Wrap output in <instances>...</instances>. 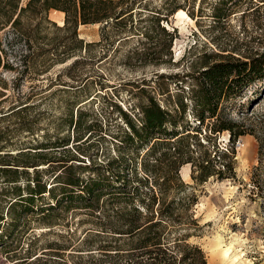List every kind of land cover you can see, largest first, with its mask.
<instances>
[{
	"label": "rangeland",
	"instance_id": "1",
	"mask_svg": "<svg viewBox=\"0 0 264 264\" xmlns=\"http://www.w3.org/2000/svg\"><path fill=\"white\" fill-rule=\"evenodd\" d=\"M163 1L151 0L150 6ZM178 1L183 3V8L163 22L172 33V41L165 50L163 62L158 64L144 63L141 59L138 52L143 50L142 38L134 36L119 42L129 36L121 38L111 34V42L96 43L102 38V24L80 25L79 36L95 42L89 48L92 57L80 60L71 71L80 74L83 80L76 83L65 72L64 68L73 60L55 64L37 77L39 79L26 78L21 89L29 92L33 85L36 94L32 100L39 105L0 120V145L5 139L10 141L0 152L15 153L21 147H35L39 141L68 139L67 145L57 148L58 158L65 159L74 154L82 161L71 160L67 164L87 167L74 166L68 172L83 170V175L88 176L95 171L96 163L115 161L122 156L120 163L114 162L117 164L115 169L119 167L129 173L135 170L140 176L144 175V165L150 163L149 169H157V173L167 176L172 157L166 155L159 166H155L153 160L148 162L147 147L126 139L127 126L122 111L138 123L140 105L145 103L148 94L173 113L175 103L182 100L187 103L186 117L178 119V132L190 131L184 141L190 143L193 157L200 160L206 148L211 157L215 152L216 160L217 154L220 157L213 167L220 174L214 173L204 181L192 178L191 163L179 168V176L186 184L185 194L194 198L190 211L197 227L187 229L190 233L188 241L201 247L209 264H223L218 252L227 247L225 257L228 261L233 259V264H264V149L261 156L256 134H252V131L258 134L264 131V78L248 84L239 95L222 104L228 118L246 130L244 135L236 138L239 143L231 153L228 131L210 134L206 140L204 127L201 134L194 130L198 124L190 102L194 80L185 76V73L200 68L204 61L214 60L218 53L236 56L264 53V2L226 0L225 6L220 4L222 0H172V3ZM213 6L229 7L226 17L215 18ZM139 9L136 7L134 20ZM188 9L194 14H189ZM48 17L61 25L64 14L50 10ZM154 40L156 47H164L170 36L159 31L154 33ZM58 72L63 75L55 81ZM2 76L9 85L12 84V72H3ZM51 77L54 79L50 80ZM64 84L83 86L75 89V86ZM9 103L5 101L2 107L6 108L0 112L6 111ZM77 108L78 122L74 129V125H69L66 120L70 118L69 110H72L73 120L77 118ZM18 116L35 120L31 131L17 129ZM202 140L207 144L203 145ZM46 166L41 164L35 168L42 171ZM62 169L55 167L54 171L45 172L46 187L58 184L53 176ZM151 182L150 179L148 183ZM5 204L4 198L0 197V211L4 216ZM84 212L67 211L50 227L31 218V224L23 232L1 236L0 264H113L114 254L107 257L94 249L80 250L87 245L80 242L85 232H94L89 228L92 227L89 215ZM89 240L94 239L91 236Z\"/></svg>",
	"mask_w": 264,
	"mask_h": 264
},
{
	"label": "trees",
	"instance_id": "2",
	"mask_svg": "<svg viewBox=\"0 0 264 264\" xmlns=\"http://www.w3.org/2000/svg\"><path fill=\"white\" fill-rule=\"evenodd\" d=\"M186 1L189 0H183ZM150 2L0 0V111L6 108L2 104L10 101L7 110L0 112V120L38 107L39 103L32 100L36 94L35 87L30 85V91L26 92L21 89V83L26 78L39 79L37 77L55 64L73 60L64 70L74 82L83 80L80 74H72L71 71L80 60L92 57L89 48L95 42L85 41L79 36L80 25L102 24V38L96 43L111 42V34L121 38L129 36L119 38V42L134 36L142 38L140 44L143 50L138 53L143 62H163V55L167 54L165 50L172 41V33L163 22L182 9L183 3L164 0L157 6H150ZM220 4L225 6L226 0ZM136 7L141 9L134 20ZM50 10L64 14L61 25L49 19ZM228 10L229 7L213 6V16L224 18ZM188 13L194 14L189 9ZM159 31L170 36L168 45L164 47H156L154 33ZM7 71L14 75L11 85L2 76ZM61 75L63 73L58 72L56 78L51 77L50 80L57 81ZM185 76L194 80L190 96L192 112L198 121L194 130L201 134L204 127L206 140L211 137L210 134L228 131L231 151H227L234 153L236 138L244 135L246 130L228 118L222 104L239 95L248 84L264 78V53L238 56L218 53L214 60L204 61L200 68L185 73ZM69 86L80 89L83 85ZM175 106L173 113L161 107L156 98L148 94L145 103L140 105L138 123L122 111L127 126L126 139L147 147L148 162L153 160L154 165L159 166L166 155L172 157L167 176L157 173V169H149L150 163L144 165V175L140 176L135 170L129 173L119 167L115 169V163H120L122 156L115 161L96 163L95 171L88 176L83 175V170L68 172L74 166L87 168L81 164H67L71 160L82 161L74 154L65 159L56 155L57 148L67 145L68 139L39 141L35 147H21L15 153L0 152V197L6 203L5 216L0 211V237L23 232L31 224V218L50 227L67 211L83 210L89 215L92 225L89 228L94 232H85L80 242L87 245L81 251L94 249L107 257L114 254L116 260L113 264H209L201 247L188 241L190 233L187 229L197 227L190 211L194 198L185 194L186 184L178 171L181 165L191 163L192 178L204 181L214 173L220 174L213 168L220 157L217 154L216 160V152L211 157L206 148L200 160L196 161L190 143L184 141V136L190 131L185 128L188 131L185 134L178 132V119L186 117L187 103L181 100ZM76 113L77 118L73 120L72 110H69L70 118L66 120L69 125H74V129L78 122V108ZM17 120V129L27 131H31L35 122L26 116H18ZM75 134L79 136L78 132ZM252 134H256L262 156L264 131L261 135L256 131ZM8 142L5 139L0 151ZM202 142L207 144L204 140ZM162 147L165 149L162 150ZM41 164L47 166L39 171L35 167ZM225 165L230 169L227 162ZM55 167L63 168V172L61 170L53 176L58 184L46 187L44 174L54 171ZM150 179L152 182L149 184ZM91 236L94 240L88 241Z\"/></svg>",
	"mask_w": 264,
	"mask_h": 264
},
{
	"label": "bare ground",
	"instance_id": "3",
	"mask_svg": "<svg viewBox=\"0 0 264 264\" xmlns=\"http://www.w3.org/2000/svg\"><path fill=\"white\" fill-rule=\"evenodd\" d=\"M228 251V247L226 248V250H222V251H219V258L221 259V261L223 262V264H233V259L231 260H227L228 258L225 257V254L227 253Z\"/></svg>",
	"mask_w": 264,
	"mask_h": 264
},
{
	"label": "built area",
	"instance_id": "4",
	"mask_svg": "<svg viewBox=\"0 0 264 264\" xmlns=\"http://www.w3.org/2000/svg\"><path fill=\"white\" fill-rule=\"evenodd\" d=\"M239 142L237 141L236 144H238Z\"/></svg>",
	"mask_w": 264,
	"mask_h": 264
}]
</instances>
